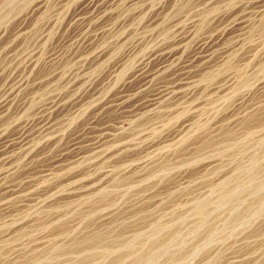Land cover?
<instances>
[{
	"label": "rangeland",
	"instance_id": "1",
	"mask_svg": "<svg viewBox=\"0 0 264 264\" xmlns=\"http://www.w3.org/2000/svg\"><path fill=\"white\" fill-rule=\"evenodd\" d=\"M93 1L0 0V264H264V0Z\"/></svg>",
	"mask_w": 264,
	"mask_h": 264
},
{
	"label": "bare ground",
	"instance_id": "2",
	"mask_svg": "<svg viewBox=\"0 0 264 264\" xmlns=\"http://www.w3.org/2000/svg\"><path fill=\"white\" fill-rule=\"evenodd\" d=\"M93 1V0H92ZM94 2V1H93ZM100 2V1H99ZM159 94V93H158ZM45 123V122H44ZM20 137V136H19ZM23 138V137H22ZM9 140H10V138H9ZM19 142V141H18ZM10 143V142H9ZM18 144V143H17ZM20 144V143H19ZM15 145H16V143H15ZM5 150V149H4Z\"/></svg>",
	"mask_w": 264,
	"mask_h": 264
}]
</instances>
